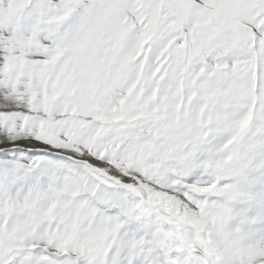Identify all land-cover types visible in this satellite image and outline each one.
<instances>
[{
    "label": "snow or ice",
    "instance_id": "6c2138e0",
    "mask_svg": "<svg viewBox=\"0 0 264 264\" xmlns=\"http://www.w3.org/2000/svg\"><path fill=\"white\" fill-rule=\"evenodd\" d=\"M0 264H264V0H0Z\"/></svg>",
    "mask_w": 264,
    "mask_h": 264
}]
</instances>
